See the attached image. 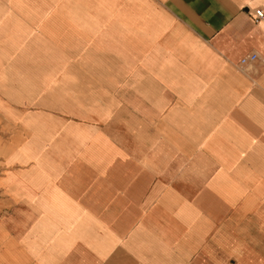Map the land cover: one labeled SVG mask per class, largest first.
<instances>
[{
	"label": "crops",
	"instance_id": "1",
	"mask_svg": "<svg viewBox=\"0 0 264 264\" xmlns=\"http://www.w3.org/2000/svg\"><path fill=\"white\" fill-rule=\"evenodd\" d=\"M256 7L264 0H0V118L12 131L0 264H264ZM37 53L64 72L107 63L133 82L126 108L154 144L114 156L107 192L63 176L86 137L35 113Z\"/></svg>",
	"mask_w": 264,
	"mask_h": 264
},
{
	"label": "rangeland",
	"instance_id": "2",
	"mask_svg": "<svg viewBox=\"0 0 264 264\" xmlns=\"http://www.w3.org/2000/svg\"><path fill=\"white\" fill-rule=\"evenodd\" d=\"M107 63H79L64 72L60 62L37 53L32 72L35 77V113L49 115L78 128L86 144L74 153L64 177L80 183H96L107 192L109 166L114 156L141 147L150 149L151 131L126 108L125 93L133 86L130 79L111 76ZM55 77L50 86L43 81ZM129 94V93H128ZM12 131L0 118V176L5 168L4 144ZM117 160V158H116ZM0 189V214L10 209V201Z\"/></svg>",
	"mask_w": 264,
	"mask_h": 264
},
{
	"label": "built area",
	"instance_id": "3",
	"mask_svg": "<svg viewBox=\"0 0 264 264\" xmlns=\"http://www.w3.org/2000/svg\"><path fill=\"white\" fill-rule=\"evenodd\" d=\"M248 12L251 13L252 20L255 24L264 23V8L256 7L253 9H248ZM257 58L256 54H252L249 58L243 59V63H246L248 60H254Z\"/></svg>",
	"mask_w": 264,
	"mask_h": 264
}]
</instances>
